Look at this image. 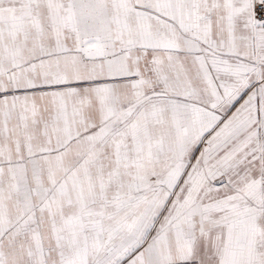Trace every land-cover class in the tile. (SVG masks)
Segmentation results:
<instances>
[{
	"label": "snow or ice",
	"instance_id": "snow-or-ice-1",
	"mask_svg": "<svg viewBox=\"0 0 264 264\" xmlns=\"http://www.w3.org/2000/svg\"><path fill=\"white\" fill-rule=\"evenodd\" d=\"M0 264H264V0H0Z\"/></svg>",
	"mask_w": 264,
	"mask_h": 264
}]
</instances>
